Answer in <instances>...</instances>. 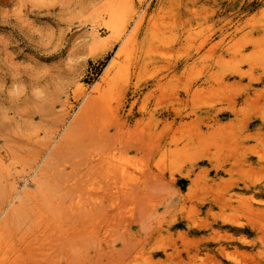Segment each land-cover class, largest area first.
Listing matches in <instances>:
<instances>
[{"label":"rangeland","instance_id":"rangeland-1","mask_svg":"<svg viewBox=\"0 0 264 264\" xmlns=\"http://www.w3.org/2000/svg\"><path fill=\"white\" fill-rule=\"evenodd\" d=\"M0 160V264H264V0H0Z\"/></svg>","mask_w":264,"mask_h":264},{"label":"bare ground","instance_id":"bare-ground-1","mask_svg":"<svg viewBox=\"0 0 264 264\" xmlns=\"http://www.w3.org/2000/svg\"><path fill=\"white\" fill-rule=\"evenodd\" d=\"M1 161V160H0ZM4 163V162H3ZM39 168V167H38ZM38 168L36 169L35 168V170H38ZM34 170V171H35ZM33 172V171H32ZM34 173V172H33ZM123 173V172H122ZM31 177H32V174H28V175H24L23 176V179L25 180V182L23 183V187L26 185L27 186V181L29 180V178H30V181H31ZM20 187V186H19ZM22 188V187H21ZM25 188V187H24ZM16 189V188H15ZM19 191V190H18ZM20 193V192H19ZM18 194V192H16L15 193V195H14V198H16V195ZM12 202V200L9 202V204ZM238 222V221H237ZM259 229V228H258Z\"/></svg>","mask_w":264,"mask_h":264}]
</instances>
